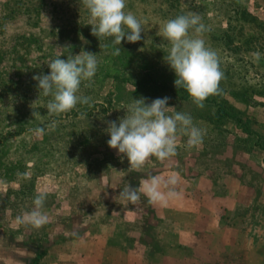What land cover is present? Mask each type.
Returning <instances> with one entry per match:
<instances>
[{"label":"rangeland","instance_id":"rangeland-1","mask_svg":"<svg viewBox=\"0 0 264 264\" xmlns=\"http://www.w3.org/2000/svg\"><path fill=\"white\" fill-rule=\"evenodd\" d=\"M125 11L142 21V38L106 49L111 38L92 35L80 0H0V264H264V0H126ZM189 12L224 74L203 108L174 86L160 35L163 22ZM83 51L98 61L78 93L91 106L48 115L51 97L32 77ZM164 97L205 130L202 145L179 136L170 161L133 171L107 145V122L132 98ZM146 173L175 176L178 198L121 200ZM40 190L49 222L18 225Z\"/></svg>","mask_w":264,"mask_h":264},{"label":"clouds","instance_id":"clouds-1","mask_svg":"<svg viewBox=\"0 0 264 264\" xmlns=\"http://www.w3.org/2000/svg\"><path fill=\"white\" fill-rule=\"evenodd\" d=\"M88 10L92 35L98 38H111L110 46H120L121 41L135 43L141 40L144 32L142 21L131 11H125L126 0H80ZM192 30L193 35L189 34ZM207 27L202 23L198 13L189 12L163 22L160 35L170 44L167 63L174 71V86L183 88L198 108L204 107V101L211 95L219 94V84L223 79L218 53L206 46L203 33ZM120 47H114L112 55L119 56ZM258 61L260 53H253ZM58 56L48 63L49 73L34 75L37 88L43 96L51 97L46 105L48 115L66 113L77 104L90 105L91 97L78 95L83 81L94 77L98 61L96 54L86 51L69 55L65 59ZM147 98L133 99L127 107V114L118 121H108L106 129L109 139L107 145L123 154L129 168L141 172L153 157L157 161H170L177 155L179 136H187L189 147L202 145L205 130L197 127L188 113L177 112L169 107L168 97L156 98L146 103ZM39 115V113H34ZM83 117V114H81ZM51 128L55 127L53 123ZM37 136H42L45 129L37 127ZM138 187L126 185L119 197L126 204L139 203L141 195L149 202L165 205L176 199L177 178L169 176L164 179L158 175L145 174ZM47 190H40L33 199L30 210L16 217V223L30 224L41 228L49 222V216L43 211Z\"/></svg>","mask_w":264,"mask_h":264},{"label":"trees","instance_id":"trees-1","mask_svg":"<svg viewBox=\"0 0 264 264\" xmlns=\"http://www.w3.org/2000/svg\"><path fill=\"white\" fill-rule=\"evenodd\" d=\"M220 111V110H219ZM218 110H217V114H219V116H221V115H223V114H220V112H219Z\"/></svg>","mask_w":264,"mask_h":264}]
</instances>
